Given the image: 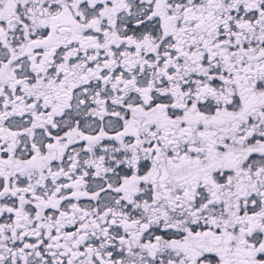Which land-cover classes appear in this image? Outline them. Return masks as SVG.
Segmentation results:
<instances>
[{"label": "snow or ice", "instance_id": "obj_1", "mask_svg": "<svg viewBox=\"0 0 264 264\" xmlns=\"http://www.w3.org/2000/svg\"><path fill=\"white\" fill-rule=\"evenodd\" d=\"M0 264H264V0H0Z\"/></svg>", "mask_w": 264, "mask_h": 264}]
</instances>
